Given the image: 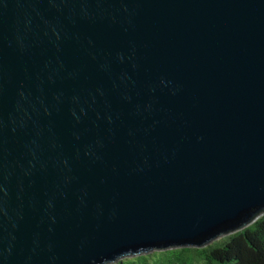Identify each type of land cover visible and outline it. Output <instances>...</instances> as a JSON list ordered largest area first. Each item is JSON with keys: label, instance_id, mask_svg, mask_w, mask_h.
I'll return each instance as SVG.
<instances>
[{"label": "water", "instance_id": "95a60500", "mask_svg": "<svg viewBox=\"0 0 264 264\" xmlns=\"http://www.w3.org/2000/svg\"><path fill=\"white\" fill-rule=\"evenodd\" d=\"M264 214V0H0V264H110Z\"/></svg>", "mask_w": 264, "mask_h": 264}, {"label": "trees", "instance_id": "16d2710c", "mask_svg": "<svg viewBox=\"0 0 264 264\" xmlns=\"http://www.w3.org/2000/svg\"><path fill=\"white\" fill-rule=\"evenodd\" d=\"M225 234H228L226 238L214 239L200 246L201 249L196 248L198 246L166 248L161 257L162 261L160 258L158 262H152L149 256L142 255L140 261L136 257H128L120 258L115 262L117 264H202L201 261L207 259L208 264H264V214L252 223ZM195 250L197 257H190V251Z\"/></svg>", "mask_w": 264, "mask_h": 264}, {"label": "rangeland", "instance_id": "374dc122", "mask_svg": "<svg viewBox=\"0 0 264 264\" xmlns=\"http://www.w3.org/2000/svg\"><path fill=\"white\" fill-rule=\"evenodd\" d=\"M227 236H228V234L222 235V236L216 238V240H220V239L226 238ZM216 240H215V242H217ZM177 248H181V247H177ZM190 248H193V247H190ZM196 248L201 249L202 247L198 246ZM154 250H152L153 252H151V253L146 252V253H142L141 255L139 254V255L127 256V257H124V258L136 257V259L138 261H140V257L142 255H146V256H149L150 261H152V262H158L160 260V258L163 257V255L165 253L164 251L167 250V249H157L156 251H154ZM189 256L190 257L191 256L197 257V250L190 251ZM121 259H123V258H121ZM161 261H162V258H161ZM201 263L202 264H208V261H207V259H203L201 261ZM110 264H117V263L115 262V263H110Z\"/></svg>", "mask_w": 264, "mask_h": 264}]
</instances>
